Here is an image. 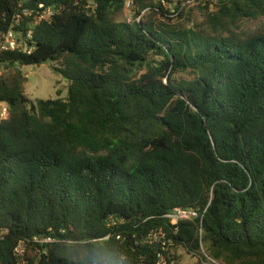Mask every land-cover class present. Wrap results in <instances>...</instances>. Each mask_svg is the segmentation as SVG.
I'll list each match as a JSON object with an SVG mask.
<instances>
[{
    "label": "trees",
    "instance_id": "trees-1",
    "mask_svg": "<svg viewBox=\"0 0 264 264\" xmlns=\"http://www.w3.org/2000/svg\"><path fill=\"white\" fill-rule=\"evenodd\" d=\"M96 2L0 0V33L33 29L31 53H0V264H157L160 228L177 252L264 264V22L242 30L264 0H132L134 22ZM41 4L62 9L23 14ZM46 62L66 98L32 100L12 70ZM176 207L198 217L174 234Z\"/></svg>",
    "mask_w": 264,
    "mask_h": 264
},
{
    "label": "built area",
    "instance_id": "built-area-1",
    "mask_svg": "<svg viewBox=\"0 0 264 264\" xmlns=\"http://www.w3.org/2000/svg\"><path fill=\"white\" fill-rule=\"evenodd\" d=\"M88 5L86 8L89 10L90 14H93L97 8L96 0H86ZM172 3H169L167 0H162L163 4L166 6L175 5L181 6L183 9H188L190 7L196 6L201 0H172ZM218 0H204L203 6L207 5V2H217ZM131 4V1L129 2ZM62 9V6L57 7L54 5L46 6L44 4L39 5V8H27L23 11V14L28 17L34 16L35 22L41 21H50L53 16ZM142 16H138L129 20V22L140 21ZM20 16L10 28L4 32L0 33V53L5 51H13L23 47L25 51L31 53L32 47L27 44V42H32L33 38V29L32 27L28 30L20 29ZM3 74V65L0 64V75ZM7 104L0 103V120L3 119L7 113ZM165 217L171 222L173 226L174 234H177L179 231V226L183 222H191L198 217V213L194 208H183L176 207L173 210L169 211ZM41 243H52L53 239L48 237L42 240H39ZM154 241L161 242L163 245L162 252L158 253L157 264H176V255L177 251L174 248V241L169 237L168 233L160 228L150 232L148 236V242L153 243Z\"/></svg>",
    "mask_w": 264,
    "mask_h": 264
},
{
    "label": "rangeland",
    "instance_id": "rangeland-1",
    "mask_svg": "<svg viewBox=\"0 0 264 264\" xmlns=\"http://www.w3.org/2000/svg\"><path fill=\"white\" fill-rule=\"evenodd\" d=\"M130 1L132 4V0H127V5L125 6L124 11L117 16L118 21H129L135 18L134 7L129 4ZM166 7L171 8L170 10L173 11L175 5L167 4ZM191 17V21H188L187 19H177L176 22L186 26H193L194 24L201 23L203 20V15L200 10L195 11ZM155 18L162 19V16L157 14ZM262 22H264V18L258 20H245L242 30L254 31L261 25ZM17 69H20L23 76L26 77L24 90L32 100L56 99L58 97L66 98L68 96V82L62 75L53 69L51 62H46L40 66H16L15 68H12L13 71ZM7 71L8 70L3 67V73ZM193 77V74L189 73H180L176 75V78L186 80H190ZM6 107L8 108V105H6ZM23 249L24 247L20 248L21 254ZM30 253L34 254L35 252L30 251ZM177 254L180 257L179 264H219L209 258L205 253L203 255H205L208 260L202 259V257L197 254H190L184 249H179Z\"/></svg>",
    "mask_w": 264,
    "mask_h": 264
}]
</instances>
